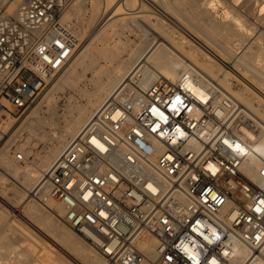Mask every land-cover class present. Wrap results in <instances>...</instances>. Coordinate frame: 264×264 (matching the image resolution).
Segmentation results:
<instances>
[{
  "label": "built area",
  "instance_id": "built-area-1",
  "mask_svg": "<svg viewBox=\"0 0 264 264\" xmlns=\"http://www.w3.org/2000/svg\"><path fill=\"white\" fill-rule=\"evenodd\" d=\"M71 2L2 8L0 124L71 61L78 37L61 21ZM144 70L69 141L40 185L45 200L62 203L64 221L114 264H264V163L257 181L244 171L243 107L193 65L145 88Z\"/></svg>",
  "mask_w": 264,
  "mask_h": 264
},
{
  "label": "bare ground",
  "instance_id": "bare-ground-1",
  "mask_svg": "<svg viewBox=\"0 0 264 264\" xmlns=\"http://www.w3.org/2000/svg\"><path fill=\"white\" fill-rule=\"evenodd\" d=\"M138 1L96 0L92 11H90L92 13L89 22L84 16L85 11L82 13L80 7H75L72 4L64 10L61 17L63 23H69L70 19L78 16L79 20L76 26L80 29L77 32H81L83 29L86 23L85 19L87 23H91L92 31L85 41L80 43L79 47L78 38L71 63L57 81L59 86L65 83L75 84L73 77L75 75L78 77L80 69L86 71L96 68L98 55L104 52L95 44L97 39L100 40V38L115 34L121 36L125 29L126 31L130 29L137 33L140 42L133 44L125 58L120 59L113 67H108L105 77L94 85L95 91L92 94H87L88 101L83 104H75L69 112L70 116L65 125L60 130L50 136L45 135L47 138L45 140L50 143V146L46 149L45 154L43 153L44 155L38 157L37 162L32 165L33 167L21 172L17 166L7 162L8 158L6 160L4 155L2 156L0 160V199L14 211H19L21 207L18 210L17 206L23 205L24 213L21 210L20 213L25 222L48 237L49 235L56 237L59 240L60 249L68 257L47 254L44 259L36 258L31 253L33 248L29 247V242L26 240L28 246L23 244L27 234L19 227L10 224L11 222L6 221L7 211L0 207V264H114L113 262L107 263L108 259L105 256L63 225L60 219L52 214L59 217L64 216V206L54 198L45 200V191L41 189L40 185L52 164L66 149L69 141L78 134L83 125L92 118L123 79L139 64L145 68L144 88L158 77L176 82L181 73L187 70L189 65H193L204 78L216 82L222 89L233 95L245 111V124L238 128L248 150L244 171L252 180H258L256 169L264 163V92L252 82L249 83L250 87L247 85L242 89L232 90L233 85L228 77H231V74L225 70L224 64L227 65L226 68L233 69L246 80L250 74L254 75L256 77L254 78L257 79L256 83L260 85L264 81V31L258 33L256 31L258 28L246 19L238 17L230 19L232 15H229L233 12L232 7L231 11H227L223 21L218 20L215 16L217 10L213 1L201 3L202 0H140L139 5ZM241 1H245V3H242L240 12L243 11L249 16L255 8L259 10L258 25L264 29V0ZM116 2L117 4L120 2L118 9L123 7V10L126 11L120 10L123 13H119L118 9L111 11L109 6ZM147 3L159 9V14L156 11L146 14L144 8ZM136 4L138 7H135ZM138 8L139 10H137ZM99 20L101 21L98 22ZM170 22L176 24L178 30ZM185 36L190 40L193 39L200 46H190L184 40ZM234 41H239L235 44L241 48L239 53L231 47L235 43ZM165 42L171 48L161 46L166 45ZM235 45L234 48H236ZM81 74L84 73L81 72ZM35 113L38 114V111ZM5 115L9 118L8 120L3 118L0 131L9 129L14 120L13 115L8 113ZM28 123L30 129L36 132L35 129L41 126L42 121L39 118H33ZM27 141L25 140V142ZM29 148L30 152L36 149L34 145H30ZM28 152L27 150L24 152L26 159ZM7 153L8 151L6 155ZM10 172L15 174L12 175ZM9 195H13V197L11 198ZM38 200H45L46 206L39 203ZM21 223L23 225V222ZM155 245L154 239H148L142 243V247L149 249L150 252L154 251Z\"/></svg>",
  "mask_w": 264,
  "mask_h": 264
},
{
  "label": "rangeland",
  "instance_id": "rangeland-1",
  "mask_svg": "<svg viewBox=\"0 0 264 264\" xmlns=\"http://www.w3.org/2000/svg\"><path fill=\"white\" fill-rule=\"evenodd\" d=\"M21 1L22 0H10L7 3L0 4V12H1L2 8H6L8 12L15 11L16 8L18 7V3L20 4ZM86 1L85 0H72L70 5L73 4L75 7H78V8L80 7L79 9L81 10L82 13H84L83 11H85L84 16L87 17L86 19L89 22V20L91 18L90 15L92 13L90 11H92V9H93L92 6H94L96 0H86ZM139 1L137 2V4L140 3ZM211 1H213V5L216 7L217 11L215 13L216 14L215 16H217L218 20L223 21L227 15V11H231L230 9L233 8V10H232L233 12L230 13V15H229V16L232 15L230 17V19H233L234 17H238L240 19H246L250 23H252L256 28H258L256 30V31H258V33H261L264 31V29L260 25H258L259 24L258 18L260 16V12L257 8H255L253 10L254 12L252 11L253 13L249 14V16L246 15L243 11L240 12V8L242 6V3L243 2L245 3V1L242 2L241 0H231V1L230 0H202L201 3H206V2H211ZM120 2H118V4H117V2L111 3V5L112 4L113 5L112 6L110 5L109 9L111 8L112 9L111 11H115L116 9H118ZM79 4H81V5L78 6ZM137 4L135 7H138L139 4L138 5ZM87 7L89 8V10ZM154 7H152L150 4L147 3V5L144 8L145 13L146 14H152L153 11H156L159 14V9H156ZM83 8H85V9L83 10ZM80 10H79V12H80ZM86 10H88V11H86ZM120 10L123 12L126 11V10H123V7H122V9H120V8L118 9L119 13H123V12H120ZM137 10H139V8ZM234 10H237V11H234ZM234 12H236V13H234ZM153 14H155V13H153ZM86 19L84 20L86 23L84 22L85 25L83 24L84 25L83 29L81 30V32L79 31L80 33L77 32L80 28L78 26H76V24L79 20L78 16L73 17L72 19L69 20V21H71L69 23L72 26H74V28H75L74 32L77 34V37L79 38L78 47H79L80 43H83V41H85V39L91 34V31H92V25H91V23H87ZM256 20H257V22H256ZM100 21L101 20H99L98 22H100ZM170 24L176 30H178V27L176 24H173L171 22H170ZM124 34L121 36H116V34H115L113 36L111 35V36H107L105 38L103 37L104 39L100 38V40H98V39L96 40L95 44L98 45L99 48H102L104 50V52H102L101 54L99 53L98 58H97L98 63L96 64V68L94 70H90V69H88L86 71L83 69L79 70L78 77L76 75L73 77L75 84H73V83L72 84H68V83L66 84L65 83V84L61 85V86H63L62 87L63 90L61 89V86L57 85V81H58L60 75L62 73H64L65 69L68 68L71 61L62 71H60L59 73L54 75L51 79H49V81H47V83L40 90L39 94L37 95L34 102L30 105V107L27 108L22 114H16L13 116L14 120H13L12 124L10 125L9 129H6L5 131L3 129H1V131H0V160H1L2 156L4 155V158L6 160L8 158L7 162L13 164L14 166H17L19 168V171H21V172H23L25 169H30L31 167H33L32 165H34L37 162L38 157L41 155H44L46 152V149L50 146L49 145L50 143L47 140H45V139H47L45 135L50 136L51 134H55L58 130H60L65 125L67 119L70 116L69 112L75 106V104H77V103L83 104V103H86L88 101L87 99H89V98H87V94H92L95 91L96 87L94 85L96 84L97 81L102 80L105 77V75H106L105 72L108 69V67H113L115 64L118 63V61L120 59L125 58L128 54V51H130L131 47L133 46V44L140 42V39L137 36V33L135 31L130 30V29H127V31H126V29H125ZM184 40H186L190 46H192V45L197 46V47L200 46L195 41H193V39L190 40L189 37L184 38ZM234 42L235 43H233L231 45V47H232V49L237 51V53H239L241 51V48H239L238 46L235 45L239 41H234ZM165 44L166 45H161V46H166L168 48H171V46H169L168 43L165 42ZM234 45L236 48L237 47L238 48L237 49L234 48ZM186 61L188 63H190L189 60L186 59ZM224 66H225L224 67L225 70L229 71L231 74V77L230 76H228V77L230 78V80H231L230 82L233 85L232 90H239V89L244 88L247 85L250 87L249 83L252 82V83H255V85L258 86L264 92V81L261 82L260 85H258L256 83L257 79H255L256 77L254 75L250 74L246 80L245 78H243L239 74H237L233 69L226 68L227 67L226 64H224ZM81 72L84 74H81ZM79 77H82V78H79ZM72 104H73V106H72ZM35 111L36 112L38 111V114L35 113ZM249 114H250V112H249ZM33 116H35V117H33ZM8 118L9 117H6V115L4 116V120H8ZM33 118H39L42 121L41 126H39L38 128L35 129L36 132H34L33 130L30 129L29 123L27 124V122H30ZM40 127H42L43 129ZM41 130H44L45 132L44 131L41 132ZM38 132H39V134H38ZM35 134H37V135L35 136ZM29 137H31V138H29ZM25 140L26 141L28 140L29 142L28 141L25 142ZM21 145H23L24 147L22 146L23 147L22 148ZM30 145H34V147L36 148L33 152H30L31 151V149L29 148ZM25 150H27V152L29 151L28 152L29 154H28V157L26 160L18 161L17 159H15L16 153L22 152L23 154H25L24 153ZM7 151H8V153L6 155ZM10 161H12V162H10ZM10 174L13 175L15 173L10 172ZM9 196L11 198L13 197V195H9ZM38 201L42 205L46 206L44 204L45 203L44 201H40V200H38ZM0 207L7 211L6 221H8L9 223L11 222L10 224H13V225L19 227L20 229H22L27 234L28 238L25 237L26 239H25L23 244L28 246V242H29V247L33 248V249H31V251H32L31 253L33 255H35L36 258L44 259V257H47V254H49V255L51 254L53 256L54 255L57 256L59 254V255L68 257L60 249L61 247L58 244L59 240L56 237H54L53 235H49V237H48L45 234L38 232L36 229L29 226L25 222L24 218L22 217V215L20 213V210H21V212L24 213L23 205L19 206V207L17 206L18 210L21 207V209L19 211H14L10 206H7L0 199ZM50 213H52V212H50ZM52 214L55 215V217H58L60 219L61 223L63 225H65L67 228H69L70 230L74 231V233H76V235H79V237H81L84 241L86 240L83 236L78 234L73 228H71L64 221L63 216L59 217L58 215H56L54 213H52ZM21 222H23V225ZM44 239H45V241H44ZM53 243H55V244L57 243L56 246ZM89 245H92V244L89 243ZM96 251H98V250L96 249ZM107 263H112V261L107 260Z\"/></svg>",
  "mask_w": 264,
  "mask_h": 264
}]
</instances>
